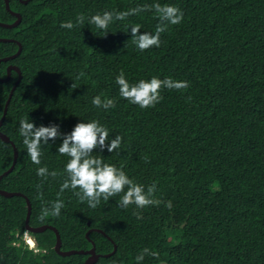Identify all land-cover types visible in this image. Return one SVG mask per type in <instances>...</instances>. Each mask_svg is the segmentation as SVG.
Instances as JSON below:
<instances>
[{"label": "trees", "instance_id": "16d2710c", "mask_svg": "<svg viewBox=\"0 0 264 264\" xmlns=\"http://www.w3.org/2000/svg\"><path fill=\"white\" fill-rule=\"evenodd\" d=\"M155 4L178 7L183 19L164 22L160 45L140 51L127 31L140 25L155 32L161 23ZM10 9L22 19L0 25V37L14 39L0 41V58L15 54L18 42L22 49L0 61V77L17 65L21 79L0 130L18 156L0 188L30 199V225L56 227L62 250L87 251L94 242L93 264H137L144 248L156 255L140 264H264V0H10ZM132 9L105 35L87 24L97 12ZM11 11L0 0V22H15ZM80 14L86 19L77 24ZM69 20L72 29L60 27ZM121 71L130 83L156 76L188 86L161 87L159 102L142 109L120 97ZM18 77L13 70L0 81V119ZM96 95L113 99L114 107L93 106ZM28 116L65 132L80 119L98 120L109 139L122 140L112 152L92 154L145 191L155 185L152 203L121 207V193L91 208L78 190L61 191L68 157L56 151V141L42 146L39 165L31 162L19 135ZM14 159V146L0 138V176ZM41 166L56 175L38 176ZM57 199L64 204L59 216L51 212ZM27 213L24 196L0 193V264H86L89 253L59 254L50 228L29 231L37 250L30 249L22 238Z\"/></svg>", "mask_w": 264, "mask_h": 264}, {"label": "clouds", "instance_id": "9594fccd", "mask_svg": "<svg viewBox=\"0 0 264 264\" xmlns=\"http://www.w3.org/2000/svg\"><path fill=\"white\" fill-rule=\"evenodd\" d=\"M158 13L160 24L157 25L155 32L141 31L140 25L129 26L130 38L135 47L143 51L152 46L160 45V33L165 30L166 24L176 25L183 19V12L176 6L166 4L153 5ZM137 9L127 12H116L115 16L111 11L97 12L87 17V24L94 25L96 29L108 33V25L115 20H123L126 16L133 14ZM85 17L80 14L76 17V23L85 22ZM61 28L72 29L74 24L71 20L62 22ZM115 83L119 87L120 97L126 99L131 104H136L140 108H147L159 102V90L161 87L169 89L186 88L185 81H178L172 78L163 80L152 76L149 79H139L135 83H130L123 71L115 76ZM91 103L97 108L105 110L114 107L111 98L102 99L99 95L93 96ZM19 135L22 137L23 145L33 164L41 163L42 146L59 141L56 151L68 159L64 164L65 179L61 184V191L65 189L78 190L77 195L82 202L86 201L88 206L95 208L101 198L107 201L110 197L121 194L119 205L127 207L134 204L137 208H142L150 203L151 194L155 185H151L145 191L142 184L136 183L129 175L114 164L106 163L100 156H94L93 150L100 152H112L118 149L122 138L116 135L109 139V129L96 119H80L73 125L70 131H62L58 123L50 122L47 125H37L32 119L25 117L19 121ZM108 141L106 144L105 142ZM38 176H55V172H49L46 166L36 169ZM63 201L57 199L51 207L53 215L59 216ZM166 206L171 207V202ZM27 230V229H26ZM145 255L155 256L156 253L144 248L136 257L137 264L144 259Z\"/></svg>", "mask_w": 264, "mask_h": 264}, {"label": "water", "instance_id": "95a60500", "mask_svg": "<svg viewBox=\"0 0 264 264\" xmlns=\"http://www.w3.org/2000/svg\"><path fill=\"white\" fill-rule=\"evenodd\" d=\"M23 3H28L30 0H21ZM6 7L8 10L11 11L10 9V0H6ZM11 13L17 17L16 21L13 22V23H4V22H0V25L4 26V27H14L16 25H18L20 22H21V19H22V15L18 12H14V11H11ZM0 41H14V39H11V38H2L0 37ZM19 49L18 51L11 55V56H8V57H4V58H0V61H7V60H10V59H14L16 58L20 52H21V49H22V45L21 43H19ZM13 70H16L19 74V77L18 79L16 80L15 84L13 85L10 93H9V97H8V100L6 102V105H5V109H4V114L2 116V118L0 119V127L2 125V122L4 120V117H5V114L7 112V107H8V104L12 98V95H13V91L14 89L16 88L17 84L19 83L20 79H21V71L19 69V67L17 65H10L8 67V74L5 78H1L0 77V81H7L10 79L11 77V72ZM0 138L3 139L4 141L6 142H10L13 146H14V153H15V159H14V162L12 164V166L6 171L4 172L1 176H0V181H1V178L2 176L8 174L9 172H11L15 166V162H16V159H17V156H18V151H17V148L15 147L14 143L11 141V139L6 135L4 134L3 132H1L0 130ZM0 193L3 194L4 196H8V197H11V196H14V195H20V196H24L26 198V201H27V205H28V213H27V218H26V225H25V229H27L28 231L30 232H40V231H44L46 230L47 228H50L52 230L55 231L56 233V236H57V242H56V246H55V250L63 255V256H68V255H71V254H75V253H89L90 256L89 258L86 260V264H93L99 257V255L96 253V245L94 244L93 242V247L87 251L85 250H75V249H72V250H62V239H61V236H60V233L58 231V229L54 226H51V225H42V226H38V227H34L32 225H30V216H31V211H32V204H31V201L28 197H26L25 195H23L22 193L20 192H8L6 190H3L0 188ZM94 229H90L88 232H87V237H89V234L91 231H93ZM100 232H102V230H98ZM103 233V232H102ZM105 234V233H104ZM106 235V234H105ZM117 249V245L115 244V247H114V250L112 253H114ZM112 253L108 254V255H111Z\"/></svg>", "mask_w": 264, "mask_h": 264}, {"label": "built area", "instance_id": "2783aa9c", "mask_svg": "<svg viewBox=\"0 0 264 264\" xmlns=\"http://www.w3.org/2000/svg\"><path fill=\"white\" fill-rule=\"evenodd\" d=\"M22 238L25 240L26 244H28L29 248L36 251L37 248L35 247V243L29 233L28 230H26L23 235H22Z\"/></svg>", "mask_w": 264, "mask_h": 264}]
</instances>
